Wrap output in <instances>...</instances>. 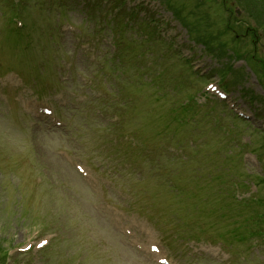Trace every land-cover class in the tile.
<instances>
[{"label":"rangeland","instance_id":"rangeland-1","mask_svg":"<svg viewBox=\"0 0 264 264\" xmlns=\"http://www.w3.org/2000/svg\"><path fill=\"white\" fill-rule=\"evenodd\" d=\"M159 256L264 264V0H0V264Z\"/></svg>","mask_w":264,"mask_h":264},{"label":"trees","instance_id":"trees-1","mask_svg":"<svg viewBox=\"0 0 264 264\" xmlns=\"http://www.w3.org/2000/svg\"><path fill=\"white\" fill-rule=\"evenodd\" d=\"M248 3H251V5H253V6H257L256 3H253V2H250V1Z\"/></svg>","mask_w":264,"mask_h":264}]
</instances>
